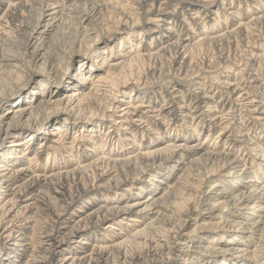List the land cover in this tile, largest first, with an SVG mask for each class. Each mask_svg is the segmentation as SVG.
<instances>
[{
  "label": "bare ground",
  "instance_id": "bare-ground-1",
  "mask_svg": "<svg viewBox=\"0 0 264 264\" xmlns=\"http://www.w3.org/2000/svg\"><path fill=\"white\" fill-rule=\"evenodd\" d=\"M131 1L130 9L136 11L135 13L126 11V6L121 4L123 0H0V104L8 96L24 88L23 83H20L24 78L21 71L18 69L14 71L13 65L9 66L10 70L4 69L5 62L14 61L17 65L22 62L21 67L28 66V60H23L20 47L24 46L27 50L40 35L41 26L44 25L48 28L47 31H50L56 25H52V22L59 18V15H56L41 22V13L35 14L36 5L41 11L51 6L53 10L51 15L61 14L59 26L64 31L74 30L76 36L74 43L78 36L90 39L89 27H94L95 37L90 42L106 44V41L112 40L116 34L120 35L126 31L130 33L139 25L141 17L148 14L156 17L155 21L165 28L163 37L166 35V39L162 38L159 42L160 47L156 52L122 55L118 63L108 66L107 76L98 75V80L95 79L94 82L88 75L80 72L81 83L85 85L55 105L59 111L62 110L65 116L64 123L74 118L82 128L88 129L91 125V132H97L94 141L101 146L98 149L101 153L80 152L73 162L62 164L55 172H31L30 167L17 168L8 165V161H0L2 169L0 198L6 200L0 207V230L5 232L7 244L20 246L17 251H21L22 256L30 252L31 247H28L32 242L28 234L30 225L43 215H50L49 221L45 222L47 225L39 239L38 247L32 251L29 260L21 264H176L175 253L190 248L187 238L184 239L180 235L188 230L191 221L199 218L201 212H206L213 218L222 210L220 207L224 209L230 206L239 211H246L250 208L257 209L256 204H260L258 207L260 212L264 211V186L254 187L249 193L243 192L237 196L238 198H232V192L216 193L215 189L208 193L205 185L212 186L214 180L222 182L218 177L236 170L241 161L239 156L229 152H219L214 156L212 152L205 153L204 148L210 140V134L200 132L190 135L181 133L179 128L180 136L167 134L163 139L139 145L136 139L141 133L143 135L150 133V130L156 132L162 129L159 122L152 121L154 118L160 119L164 125L169 118L178 120L181 116L182 119L179 118L181 121L191 122L197 125V128L199 126L218 128L220 124L228 123L217 139L216 146L222 141L232 146L241 144L244 148L250 145L241 126L236 127L233 121L242 111L253 119L264 120L261 108L264 79L261 80L263 76L256 67V64L264 66V0ZM236 5H239V9ZM110 11L109 16H106V12ZM226 12L228 13L225 17L226 22L213 23L214 17L223 16ZM239 16L241 18L236 23L234 18L239 19ZM203 21L209 22L207 26L211 28V32H202L204 35L202 37L195 38L192 35L194 32L192 28L188 30L184 28L186 25L191 27L195 25L199 28L204 26V23L200 24ZM111 24L116 26L114 32L109 30ZM104 30L108 36H104ZM253 36L255 40L251 41L254 39ZM16 38L25 40L23 44L11 41ZM205 45L213 46L217 53L215 56H205L195 61L193 58L195 51ZM15 46H19V49H15ZM92 46L93 44L88 49L90 50ZM53 47L51 44L48 51H52ZM61 59L63 60L62 56ZM88 61H82L80 64L84 65L86 62L90 66L93 65L91 60ZM236 61L241 65L238 67L239 70L245 67L247 78H234L230 75ZM54 62L56 61L50 59L46 72L31 70L28 78L40 75L49 79L50 75L54 76L58 72ZM106 62L105 59L103 64ZM143 62L149 63V72L153 76L166 74L167 78H173L172 87H164L156 82L150 91L146 86L148 78L145 80L146 77L136 72L137 66ZM222 64L228 66L229 71L218 74L216 69ZM212 71L218 74L215 77L216 84L223 94L220 101H216L213 95H208L204 88L207 81L200 78V73ZM192 72L196 73V76L188 80ZM111 77L112 80L108 81ZM78 83L73 85L68 81L67 87L77 88L80 84ZM100 83L107 84L103 86L105 90L99 88L102 86ZM184 85L187 86L186 89ZM130 91L129 96H132L133 92H140L136 97L141 100L140 104L131 105L129 101L126 103L124 97L128 96ZM160 98L164 99V105L156 109L155 105ZM228 103L235 104L238 110L231 115L230 112L226 113L231 117L223 123L221 115L218 116L219 107ZM116 108H121L119 109L121 114H116ZM24 114L27 112L24 111L21 117ZM105 118L109 119L107 123ZM42 120L43 118L37 117L35 121H27L23 126L19 123L12 127L8 126V129L4 128V120L0 121V145L12 135L16 136L18 134L16 131L21 126L31 130L36 124L43 122ZM154 124L157 129L151 128ZM104 127L108 128V134L110 133L105 141L98 136V132ZM121 130L124 132L120 135ZM82 138L80 137L81 140ZM120 139L126 141L131 139L134 145L123 150L109 151L120 144L122 141ZM50 140L47 144L52 145L48 146L52 150L53 143L61 142L62 137L60 136L59 140ZM75 140L76 138L74 143ZM25 144L29 145V142ZM18 145L23 146L24 143L18 142L13 146ZM103 147H108V151ZM84 150L91 151L88 147ZM196 168L207 170L201 181L192 176L193 172L197 171ZM250 169L247 168L243 174ZM179 172H182V175L175 186H169L168 180ZM150 184H153L151 188ZM161 185L167 186V189L163 190ZM144 189L150 193L147 199H142L146 192ZM132 190L138 191L132 199L130 197L121 199L123 191ZM109 197H117L118 200H112L110 203ZM100 198L101 202L96 201ZM226 199L231 201L219 202ZM214 201L218 204H214ZM251 202H254V206H248ZM140 218H148L150 223L141 229L133 231L121 229L123 233L115 234L114 230L117 229L115 225L133 226L140 222ZM245 218L247 220L238 223L237 228L251 232V229L255 231L264 223L261 220L249 222L252 220L249 217ZM127 220L130 223H126ZM104 222L107 225L100 229ZM199 229L211 230L206 225ZM187 234L185 235L189 239ZM94 235L105 237L106 242L100 239L104 244H92L91 249L82 246L89 245ZM111 235L113 238H109ZM78 236L79 239L76 240ZM4 248L0 247V261L6 254ZM256 251L254 257H257ZM227 252L222 249L210 254L213 257H227L229 255ZM224 262L226 260H222L221 264H225ZM204 263L203 258L200 264Z\"/></svg>",
  "mask_w": 264,
  "mask_h": 264
},
{
  "label": "rangeland",
  "instance_id": "rangeland-1",
  "mask_svg": "<svg viewBox=\"0 0 264 264\" xmlns=\"http://www.w3.org/2000/svg\"><path fill=\"white\" fill-rule=\"evenodd\" d=\"M130 1L131 0H123L121 4L126 6V11L128 13L129 12L135 13L136 11L130 9L132 6L130 4L132 1L131 2ZM204 1L205 0H203V2ZM236 8L239 9V5H236ZM251 10H253V8ZM36 13H41L42 15L41 22L43 21V19L46 20L52 19L56 15H59V18L57 17V19L52 22V25L53 24L56 25L52 27L50 31H47L48 28L42 25L41 28L39 29L40 35L36 37L32 45L28 47L27 50L24 48V46L20 47V53L23 55V60L24 59L28 60L27 61L29 63L28 66L21 67L23 65L22 62L18 63L20 65H17V63H15L14 61L5 62L6 66L5 67L3 66L4 69L10 70L11 65H13L14 66L13 70L14 71L17 69L20 70L25 79L23 78V81H20V83L21 82L23 83L22 86H24V88L8 96V98L0 104V121L4 120L5 129L15 126L19 123H21L23 126V124L27 121H35L37 117L40 119L43 118L42 120L43 122H41L40 124H36L34 128L31 130H27L25 126L23 128L21 126L16 131L18 132L16 136L12 135L11 137L7 138L5 143L0 145V161L1 160L6 162L8 161L9 162L8 165L10 166L14 165L17 168L30 167L31 172L33 171L55 172L61 168L60 166H62V164L64 165L66 163L69 164L73 162L77 158V155L80 154V152L97 153V154L101 153L98 150L101 146L99 147L96 141H94L97 138V137L95 138L97 132L96 133L91 132V125L88 126V129L87 127L82 128L80 125L77 124L74 118H70L69 120H67L66 123H64L65 116L62 110L59 111L58 110L59 108L58 107L56 108L55 106L57 102L64 101L65 97L67 95L72 94L74 90H77L80 88V86L85 85L81 83L82 76L79 73L82 72L85 75H88V77L92 80V82H94L98 80L99 78L98 75L107 76L108 66L115 62L118 63L122 55H125L127 53L133 55L152 54L156 52V50H158L160 47L159 42L162 40V38L166 39V35L164 38L163 34L165 28L162 26V24L159 23L158 21H155L156 17H154V15L148 14L141 17L139 25L136 28H134L130 33L126 31L125 33L123 32L120 35L116 34L113 36L112 40L106 41V44L103 42L98 43L97 41L90 42L95 37V31L93 29L94 27H89L90 39L88 38L86 39L84 37L78 36L76 38V42L74 43L76 37L74 35L75 34L74 30L67 29L68 31L67 30L64 31V29H61L62 27L59 26L61 20V14L51 15V13H53V10H51V6L45 7L44 10L41 11L40 7H37L36 5L35 14ZM110 13L111 11L109 13L106 12V16H109ZM189 13L190 12H188V14ZM227 14L228 13L226 12L224 13L223 16L219 15L218 18L214 17L213 23L223 24L224 22H226L225 17L227 16ZM31 16L33 18V15ZM240 18L241 16H239V19L234 18L236 19L235 22L237 23L240 20ZM111 20L113 19H110V21ZM202 23H204V26L199 27L200 29L195 25H192L193 27L186 25V27L184 28L186 30L192 28V30H194V32H192V35H194L195 38L202 37L204 36L202 32L204 31L206 33L211 32V28L207 26L209 22L207 23V21L206 22L203 21L200 24ZM30 24H32L31 21ZM114 26H115L114 24H111L109 29L111 32L115 31ZM106 33L107 32H105L104 30L103 31L104 36L106 35L108 36V34ZM253 38L254 39L251 41L255 40L254 36ZM24 40L23 39L21 40V38H16L11 41L22 42L23 44ZM50 43L54 46L51 49L52 51H48V47L51 45ZM6 44L8 46L9 41ZM91 44H93V46L89 50L88 48L89 46H91ZM14 48L19 49V46H15ZM51 53H52V57L50 58ZM59 53L60 54L62 53V55H59ZM216 53H217V49H215L213 46L205 45L195 51L193 58L195 61H198L199 59L205 58V56L206 57L215 56L214 54ZM61 56L63 60L61 59ZM50 59L56 61L54 62V65H56L58 68V72H57L58 74L56 73L54 74V76L53 74L52 76L50 75L49 79L47 77L40 75H35L31 79L28 78L29 72L31 70L46 72L48 69V64H49L48 62L50 61ZM105 59L107 62L106 64H103ZM60 60L63 62H61ZM88 60H91L93 62V65L91 66L88 65L86 63L89 62ZM82 61H86L84 62V65L80 64ZM239 66L241 67V65L238 62L236 63L235 66H232L233 69L231 70L230 75H232L234 78L237 77L238 78L241 77V79L247 78L246 70H244L245 67H242L239 70L238 68ZM227 67L228 66H226L225 64H222L218 66L216 71L218 74L219 73L223 74L224 71H229ZM256 67H258L259 71H261V76H263L261 80H263L264 66L260 67L256 64ZM149 70H150L149 63L143 62V64L141 63L137 66L136 72L137 74L146 77L145 80L148 78L147 79L148 85L146 86L148 87V89H150V91L152 90L151 89L152 85L156 82L163 85L164 87H170V86L172 87L173 78L172 79L169 77L167 78L166 74L164 75L157 74L154 75L156 76L154 77L149 72ZM217 73H213V71L211 73H205V72L200 73L201 76L200 78H203L205 82L207 81V85L204 88H206L205 90L208 93V95L211 96L213 95V97L216 98V101H220L223 94L216 84L217 80L215 77L218 75ZM195 74L196 73L194 72H192V74L190 73L188 80L196 76ZM151 77H153L154 79ZM56 78L59 79L55 81ZM157 78L158 79L160 78L161 81L157 80ZM110 80H112V77L108 78V81ZM151 80L155 82H152ZM210 80H212L213 82L212 81L210 82ZM68 81L73 85L79 82L80 83V84L78 83L79 87L68 88L67 87ZM176 81L177 80H175V82ZM100 84H102V86L99 88L105 90V87L103 86H106L107 84L106 83H100ZM186 88L187 86L184 87V89ZM261 92L263 97L262 105H261L262 113H263L262 118L264 119V107H263L264 88L261 90ZM132 94H133L132 96H129L131 95V91H130V94L124 97L126 103H128L129 101L131 102L130 103L131 105L140 104L141 100L136 98L137 95L140 94V92L136 91L133 92ZM115 105L120 106L119 104H115ZM163 105H164V99L160 98L158 100V103L155 105V108L160 109L161 106L163 107ZM119 109L121 108H116L115 110L116 114H121ZM205 109L206 107H204V110ZM236 110H238V107L233 103L231 104L228 103L225 106L220 105L218 116L220 117L221 115L220 118L224 123L225 121H227L228 118L231 117L230 115L232 114V112H235ZM24 111H26L27 114L26 115L24 114L21 117V114ZM229 112L230 115L228 114L226 115V113ZM246 114H247L246 112L243 111L240 112V114H238L237 117H235L233 123H236V127L241 126L240 127L241 130L243 131L244 134L247 135L248 141L250 143V145L247 148L242 147L241 144H238L237 146H232L226 143V141H222L216 146L217 139L221 135L222 131L224 132V128H226L229 125L228 123H224L223 125L220 124L218 128L209 127V126L206 127L199 126L197 128L196 127L197 125H193L191 124V122L187 123L186 121L185 122L183 120L181 121L180 120L182 119L181 116L178 117V120L169 118V120L166 121L164 125H162L163 122L160 119L158 120L154 118L152 121L154 123L159 122L162 126V129L156 132L150 130V133L149 132L143 133L144 136L141 135L142 133L139 134V136L136 138L137 144L138 145L141 143L147 144L148 142L156 141L157 139H163V137L165 138V135L167 134L170 136L171 135L180 136V134H178L180 130L181 133L190 134V135H196L200 132H206L210 134V140L204 148L205 153L212 152V155L214 156L219 152L220 153L229 152L233 155L239 156L241 161L240 164L238 165L239 167L236 170L230 171V173H228L225 176L223 175L222 177H218L222 182H217L216 180H214L212 181V186L211 184L205 185L206 190L208 191V193L211 192L213 189H215L214 191L216 193L217 192L222 193L223 191L230 193L232 192L233 194L232 198H238L237 196H240V194H242L243 192L249 193L251 190H253L254 187L264 186V120L262 119L256 120L251 118L248 114L247 115ZM107 120L109 119L105 118L106 123ZM151 128L157 129L158 127L154 124L152 125ZM176 128L177 130L180 128V130L177 131ZM108 130L109 129L105 127L102 130H100V132H98L99 138L103 139L104 141L107 140V137L110 134V133L108 134ZM122 132H124V130L120 131V135ZM60 136L62 137L61 142L53 143L54 148L50 150V148L48 147L50 143L47 144L48 140L49 139H51L52 141L59 140ZM80 137H83L82 140L80 139ZM75 138L76 140L74 143ZM63 140L64 142H62ZM120 140H122L120 144L116 148L114 147V149L111 148L112 150L110 149L109 151H114V150L117 151L118 149L123 150V149H127V147H131L134 145V142L131 141V139L128 141L123 139ZM18 142H23L24 145L13 146V145H17ZM27 142H29V145L25 144ZM87 147L91 149V151H85L84 149ZM2 149H7L8 151L3 152ZM103 149H105V151H108V147H103ZM35 156L36 158H34ZM6 158L8 159L6 160ZM247 168H251L250 171H247L245 174H243ZM206 173L207 170L205 169H200V170L197 169V171L195 170V172H193L192 176H194V178H196L198 181H201L203 179L202 175H206ZM181 175L182 172H179L176 175H174V177H172L170 180H168L169 186H175ZM110 178L112 177H109V179ZM239 179L242 180L239 181ZM152 180H154V178ZM151 182L153 183V181ZM217 183H219L218 186ZM151 185L153 184H150L149 186L150 188L152 187ZM161 187L163 190L167 189V186L165 185L164 186L161 185ZM144 191L146 192H144V194L142 195V199H147V197L150 196V193L147 192V190L145 189ZM137 192L138 191L136 190H132V192L123 191V196L121 199H126L128 197L132 199L135 196V194H137ZM100 196L101 195H98V197ZM90 199L93 200L94 198H90ZM99 200H101V198L98 200L96 199V201ZM112 200L117 201L118 198L117 197L108 198V201H110V203H112L111 202ZM228 200L231 201V199H226L219 202H226ZM5 201L6 200L4 198L2 197L0 198V207L3 206V204H5ZM215 202L216 201H214L213 203L218 204ZM253 204L254 202H251L249 203L248 206H254ZM256 206L259 207L260 204H256ZM258 207L255 210L250 208L246 211H242V210L239 211L231 208L230 206L224 209L223 207H220L222 210H220L219 213L215 214L213 218H210V214H207L206 212H201L199 218L197 219L193 218L194 220L191 221L190 223L191 225L188 228V230L182 232L181 233L182 236L180 235V237H183L184 239L187 238L188 240L187 242L190 248H188L185 251L182 252L180 251L175 253V259L177 262L176 264H200L203 258L205 259L204 264H217V263L221 264L222 260H226V262H224L225 264H264V223L261 224L258 228H256L255 231L251 229V232H249V230L246 229L244 230L242 228H237L239 227L238 223H240L241 221L243 222V220L244 221L247 220L245 217H249L252 220L249 222H253V221L258 222L259 220H261V222L264 221V219L262 220V218L264 217V211L260 212L258 210ZM49 217L50 215H43L41 218L35 220V222H32V224L30 225L31 229L28 233L30 238H32V242H30V246H28L31 247V250L30 252L24 254L23 256L21 251H17L18 249H20V246L16 247L13 245L11 246L8 245L5 232L3 230H0V247H5L4 250L6 252V254L2 256L0 263L21 264L29 260L30 255L33 253L32 251L35 248H37L39 245V239L45 232V227L47 225L45 222L49 221ZM126 223H130V222L127 220ZM147 223H150V220L148 218L145 219L140 218V222L136 224L132 223L133 226H127L128 224L115 225V228L117 229L114 231L115 234L117 235L119 233L124 232L121 229H129L133 231L136 229L144 228V226ZM106 225L107 223L104 222L102 225H100V229H104ZM203 225H206L211 230L204 231L202 229H199V227ZM185 234L189 235V239ZM99 236L94 235L92 237L93 241H91L89 245L84 244L82 246L91 249L92 244L101 243L100 239H103L102 241L106 242L105 237L101 235ZM109 238H113L112 235ZM78 239L79 236L76 237V240ZM20 245H22V243ZM222 249L228 251L227 253L229 255L227 257L211 256L210 253ZM240 249H243L244 251H240ZM255 251L257 257H254ZM206 261L209 262L206 263Z\"/></svg>",
  "mask_w": 264,
  "mask_h": 264
}]
</instances>
